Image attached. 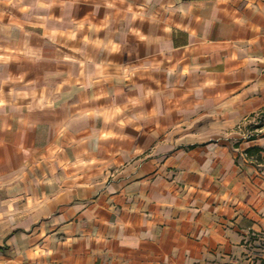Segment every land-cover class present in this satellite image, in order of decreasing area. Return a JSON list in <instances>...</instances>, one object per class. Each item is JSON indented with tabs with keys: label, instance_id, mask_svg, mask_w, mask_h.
<instances>
[{
	"label": "crops",
	"instance_id": "crops-1",
	"mask_svg": "<svg viewBox=\"0 0 264 264\" xmlns=\"http://www.w3.org/2000/svg\"><path fill=\"white\" fill-rule=\"evenodd\" d=\"M263 110L264 0H0V264H264Z\"/></svg>",
	"mask_w": 264,
	"mask_h": 264
},
{
	"label": "rangeland",
	"instance_id": "rangeland-1",
	"mask_svg": "<svg viewBox=\"0 0 264 264\" xmlns=\"http://www.w3.org/2000/svg\"><path fill=\"white\" fill-rule=\"evenodd\" d=\"M263 116L262 114H257L254 115L252 118H250L248 125H247V130L251 134H264V126H260L256 128V126H259L260 124L263 123Z\"/></svg>",
	"mask_w": 264,
	"mask_h": 264
},
{
	"label": "trees",
	"instance_id": "trees-1",
	"mask_svg": "<svg viewBox=\"0 0 264 264\" xmlns=\"http://www.w3.org/2000/svg\"><path fill=\"white\" fill-rule=\"evenodd\" d=\"M260 114H262V116H263V118H264V110H263ZM260 126H264V119H263V123L260 124L259 126H256V128H258V127H260ZM249 139H252V138L250 137ZM258 151H260L258 148H247V149L245 150L246 154H247V153L251 154V153H254V152H258Z\"/></svg>",
	"mask_w": 264,
	"mask_h": 264
},
{
	"label": "built area",
	"instance_id": "built-area-1",
	"mask_svg": "<svg viewBox=\"0 0 264 264\" xmlns=\"http://www.w3.org/2000/svg\"><path fill=\"white\" fill-rule=\"evenodd\" d=\"M223 264H239V263L236 260L229 259V260L225 261Z\"/></svg>",
	"mask_w": 264,
	"mask_h": 264
}]
</instances>
